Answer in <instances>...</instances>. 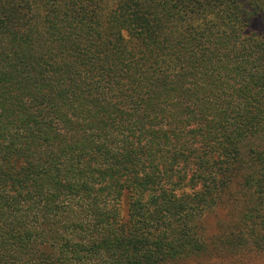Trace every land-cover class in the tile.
<instances>
[{"label":"trees","instance_id":"obj_1","mask_svg":"<svg viewBox=\"0 0 264 264\" xmlns=\"http://www.w3.org/2000/svg\"><path fill=\"white\" fill-rule=\"evenodd\" d=\"M261 17L0 0V264H264Z\"/></svg>","mask_w":264,"mask_h":264},{"label":"rangeland","instance_id":"obj_2","mask_svg":"<svg viewBox=\"0 0 264 264\" xmlns=\"http://www.w3.org/2000/svg\"><path fill=\"white\" fill-rule=\"evenodd\" d=\"M249 32L251 33H263L264 32V18H258L250 27ZM233 204V203H232ZM215 206L211 208L204 217V230L207 234L212 235L219 231V226L221 223L227 224L230 221L233 214L231 213L233 210L230 208V204ZM240 204H238L239 206ZM224 206V208H223Z\"/></svg>","mask_w":264,"mask_h":264}]
</instances>
